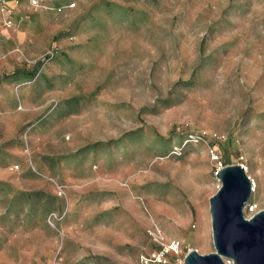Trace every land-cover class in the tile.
<instances>
[{
    "label": "rangeland",
    "instance_id": "1",
    "mask_svg": "<svg viewBox=\"0 0 264 264\" xmlns=\"http://www.w3.org/2000/svg\"><path fill=\"white\" fill-rule=\"evenodd\" d=\"M230 164L257 183L249 218L264 0H0V264L211 253Z\"/></svg>",
    "mask_w": 264,
    "mask_h": 264
},
{
    "label": "water",
    "instance_id": "2",
    "mask_svg": "<svg viewBox=\"0 0 264 264\" xmlns=\"http://www.w3.org/2000/svg\"><path fill=\"white\" fill-rule=\"evenodd\" d=\"M216 177L221 185L209 199L215 250L200 254L191 249L183 264H264V209L245 217L253 187L244 166L220 167Z\"/></svg>",
    "mask_w": 264,
    "mask_h": 264
},
{
    "label": "built area",
    "instance_id": "3",
    "mask_svg": "<svg viewBox=\"0 0 264 264\" xmlns=\"http://www.w3.org/2000/svg\"><path fill=\"white\" fill-rule=\"evenodd\" d=\"M6 0H4L5 2ZM32 5H38L39 0H26ZM75 6L74 3L69 4V7ZM245 169V167H244ZM247 170V169H245ZM179 249V243L178 242H172L166 249H160L159 251L152 253L151 255L148 256H141V262L142 264H158V263H165V256L166 254L172 250L176 251ZM228 264H232L231 261H226Z\"/></svg>",
    "mask_w": 264,
    "mask_h": 264
},
{
    "label": "bare ground",
    "instance_id": "4",
    "mask_svg": "<svg viewBox=\"0 0 264 264\" xmlns=\"http://www.w3.org/2000/svg\"><path fill=\"white\" fill-rule=\"evenodd\" d=\"M253 191L257 192V183L254 181V185H253Z\"/></svg>",
    "mask_w": 264,
    "mask_h": 264
}]
</instances>
